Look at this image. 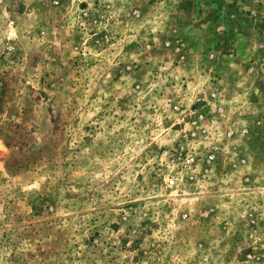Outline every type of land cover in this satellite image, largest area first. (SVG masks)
<instances>
[{"label":"rangeland","instance_id":"1","mask_svg":"<svg viewBox=\"0 0 264 264\" xmlns=\"http://www.w3.org/2000/svg\"><path fill=\"white\" fill-rule=\"evenodd\" d=\"M0 264H264V0H0Z\"/></svg>","mask_w":264,"mask_h":264},{"label":"built area","instance_id":"2","mask_svg":"<svg viewBox=\"0 0 264 264\" xmlns=\"http://www.w3.org/2000/svg\"><path fill=\"white\" fill-rule=\"evenodd\" d=\"M211 157V156H210ZM193 157H191V159H192Z\"/></svg>","mask_w":264,"mask_h":264}]
</instances>
